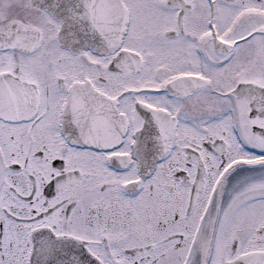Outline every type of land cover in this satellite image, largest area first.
<instances>
[{"label": "snow or ice", "instance_id": "1", "mask_svg": "<svg viewBox=\"0 0 264 264\" xmlns=\"http://www.w3.org/2000/svg\"><path fill=\"white\" fill-rule=\"evenodd\" d=\"M0 264H264V0H0Z\"/></svg>", "mask_w": 264, "mask_h": 264}]
</instances>
